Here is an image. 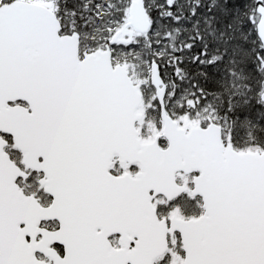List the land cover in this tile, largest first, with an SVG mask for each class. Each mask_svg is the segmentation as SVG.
<instances>
[{
	"label": "snow or ice",
	"instance_id": "6c2138e0",
	"mask_svg": "<svg viewBox=\"0 0 264 264\" xmlns=\"http://www.w3.org/2000/svg\"><path fill=\"white\" fill-rule=\"evenodd\" d=\"M0 264H264V0H0Z\"/></svg>",
	"mask_w": 264,
	"mask_h": 264
}]
</instances>
